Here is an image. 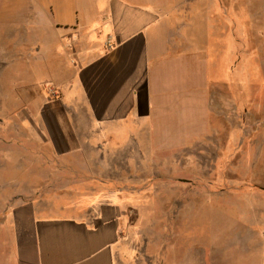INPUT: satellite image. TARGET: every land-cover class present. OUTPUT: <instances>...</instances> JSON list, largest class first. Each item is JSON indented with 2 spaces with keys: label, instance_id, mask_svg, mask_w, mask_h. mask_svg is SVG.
I'll list each match as a JSON object with an SVG mask.
<instances>
[{
  "label": "rangeland",
  "instance_id": "1",
  "mask_svg": "<svg viewBox=\"0 0 264 264\" xmlns=\"http://www.w3.org/2000/svg\"><path fill=\"white\" fill-rule=\"evenodd\" d=\"M164 3L169 51L176 53L177 61L163 69V84L166 78L169 90V110L160 121L167 123L164 134L128 139L126 144L124 138L101 136L99 140H108L106 149L98 146L102 141H94L83 151L78 148L79 138L72 137L66 152L69 144L57 133L55 110L45 103L58 99L50 90L49 64L58 48L49 43L50 5L62 18H71L73 0H0V107L3 103L8 107L0 108V117L9 137H24L18 144L11 142L9 149L25 152L38 147L41 155L38 174L8 173V178L34 185L24 191L27 200L75 214L87 210L101 192L97 182L102 176L92 171L100 165L132 161L153 169L151 217L156 227L161 190L168 195L171 214L176 207L172 199L180 205L182 191L181 212L195 214L201 243L210 240L206 235L214 222L220 233L226 230L224 220L237 223L246 215L254 224L262 222L264 231V214L259 213L264 211V0H161ZM191 75L189 84L199 102L185 105L181 114L177 99ZM22 83L37 84L32 90L38 95L31 90L19 95ZM173 89L176 102L171 100ZM37 118L39 137H53L51 129L56 149L51 141L37 146L28 138ZM16 162L14 158L9 165Z\"/></svg>",
  "mask_w": 264,
  "mask_h": 264
},
{
  "label": "crops",
  "instance_id": "2",
  "mask_svg": "<svg viewBox=\"0 0 264 264\" xmlns=\"http://www.w3.org/2000/svg\"><path fill=\"white\" fill-rule=\"evenodd\" d=\"M50 8L49 43L58 46L49 64L50 90L58 101L52 98L45 104L55 110L57 133L69 144L66 152L72 137L73 141L79 138L78 148L83 151L94 141H102L98 146L106 149L108 140H99L101 136L124 138L126 144L136 137L163 135L167 123L160 121L169 110L163 69L170 61L177 62L176 53L169 51L163 17L166 4L161 0H73L72 16L66 19L57 7L51 4ZM192 81L191 75L177 99L181 114L186 112L185 105L199 102ZM27 85L22 83L19 95L30 90L38 95L32 90L37 84ZM173 93L171 100L176 102L175 89ZM0 108L8 109L6 103ZM38 121L28 138L37 146L51 141L57 148L51 129L53 137H39ZM22 138L9 137L0 117V264H264L262 222L254 224L247 215L237 223L224 220L226 230L218 233L213 221V230L206 235L210 240L201 243L195 214L181 212L182 191L180 205L172 199L176 207L171 214L168 195L159 190V227L153 225L149 165L130 161L98 166L92 172L102 176L97 182L101 192L83 212H56L38 200H27L24 191L34 185H25L22 178L9 179L8 173L38 174L41 155L38 147L25 152L9 149L11 142L18 144ZM14 158L16 165L10 166ZM142 174L148 176H135Z\"/></svg>",
  "mask_w": 264,
  "mask_h": 264
}]
</instances>
